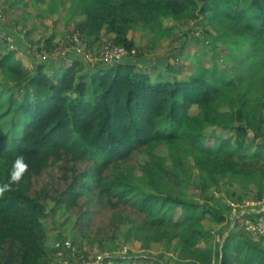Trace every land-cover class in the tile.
Here are the masks:
<instances>
[{
	"label": "trees",
	"instance_id": "16d2710c",
	"mask_svg": "<svg viewBox=\"0 0 264 264\" xmlns=\"http://www.w3.org/2000/svg\"><path fill=\"white\" fill-rule=\"evenodd\" d=\"M69 1L84 16L74 35L87 51L106 35L133 59L95 64L96 71L85 60L55 74L39 66L30 74L13 53L0 57L11 82H0V264H54L57 253L68 258L61 241L58 250L47 248L42 219L49 201L52 213L76 218L86 239L98 211L108 210L110 220L95 233L99 244L116 240L125 227L126 241L144 247L165 241L192 249L200 234L197 207L162 192L160 183L176 176L158 164L155 150L183 144L201 172L264 179L258 155L244 157L250 145L264 147V0ZM234 5L241 7L229 14ZM198 7L228 27L239 49L232 62L239 77L214 65L186 80H154L135 65L143 58L130 37L135 26L164 17L191 20ZM51 44L46 40L47 51ZM194 107L201 117L191 115ZM213 126L233 128L235 137L208 147L202 130ZM141 156L150 161L139 165ZM138 170L150 177L149 190L135 182ZM177 207L185 209L184 219L175 218ZM250 221L264 223V214ZM240 225L218 250L217 264L233 258L264 264V236L255 240L254 231Z\"/></svg>",
	"mask_w": 264,
	"mask_h": 264
},
{
	"label": "rangeland",
	"instance_id": "374dc122",
	"mask_svg": "<svg viewBox=\"0 0 264 264\" xmlns=\"http://www.w3.org/2000/svg\"><path fill=\"white\" fill-rule=\"evenodd\" d=\"M240 7L241 5H234L229 14H234ZM200 10L198 7L194 11L195 18L184 22L164 17L149 20L146 27H141L140 24L135 26L130 37L143 56L142 59L135 60V65H139L154 80L160 77H166L169 81L175 78L186 80L197 74L200 67L209 68L214 65L228 72L230 77H239L241 72L233 69L232 63L237 62L233 56L236 52L239 53V49H234L229 41L228 27L206 18L199 13ZM83 19L80 10L71 5L69 0H0V57L13 53L15 59L30 74L36 73L39 66L50 70L53 60L62 57L63 50L54 43L48 51L45 50L46 38L51 32L54 33L51 35L53 39L54 35H64L69 30L67 35L73 39L75 26L70 29L67 27ZM14 35L25 36V43L29 48L22 50L21 45L18 47L13 40ZM39 35L42 36L41 40L34 41ZM109 38L102 36L91 51L94 56H99L101 48L110 42ZM241 47L244 48L242 44L239 48ZM132 59L127 56L123 64ZM95 64L97 63L91 61L87 63L92 67ZM98 69L100 68L95 67L93 71ZM0 82L11 83L1 70ZM191 115L201 117L202 111L194 107ZM202 132L204 144L213 149H217L218 143L224 139L235 137L233 128L213 126L206 127ZM155 154L158 156V164L168 168L176 176L172 181L160 183L162 192L194 203L197 207L198 219L195 224L200 232L198 244L186 250H181L177 242L165 241L144 247L140 242L126 241L125 227L121 228L116 240L99 244L100 238L95 233L110 220L111 213L108 210L98 211L92 219L93 225L89 227L90 238L86 239L80 236L75 225L76 218L65 211L52 213L54 203L49 201L46 215L42 219L48 235L47 248L53 252L63 243L68 251V258L57 253L52 259L54 264H90L89 262L99 259L106 261L103 264H217V252L228 236L235 232L237 222L241 224L240 230L244 225L249 231H254L255 240L264 236V223L259 221L252 225L250 221L252 217L264 214L263 178L241 177L234 172L217 175L201 172L195 165L196 156L183 144L176 147L160 146ZM254 155H258L264 165V147L250 145L244 157L248 159ZM236 160L241 161L238 157ZM149 161L148 156L138 158L139 165L142 166ZM135 182L150 189L151 179L142 170L135 172ZM173 213L176 219L186 217V211L181 207L175 208ZM243 218L246 220L242 221ZM254 219L262 220L258 217ZM210 251L212 255H209ZM230 264H242L241 259L233 258Z\"/></svg>",
	"mask_w": 264,
	"mask_h": 264
},
{
	"label": "crops",
	"instance_id": "0c3cea01",
	"mask_svg": "<svg viewBox=\"0 0 264 264\" xmlns=\"http://www.w3.org/2000/svg\"><path fill=\"white\" fill-rule=\"evenodd\" d=\"M77 23H78V21L74 22V25H72L71 27H67V28H69V29L73 28V26H75ZM63 29H65V28H63ZM65 32H66V34H64V35H54L53 39H52V43H54V45H56V46L57 45L61 46L62 50H63L62 51V57H60L58 60L54 59L53 62H52L53 66L51 65L52 67H51L50 71L53 74L57 73L58 71H60V70H62L64 68H68L74 62L84 61L83 52L78 50L73 45V42H74V39H75L76 35L73 36L74 39H72V38L70 39L69 38V34L67 35L69 30H67ZM52 33L53 32H51L50 34L52 35ZM51 35L48 36L46 38V40H48L49 38L51 39ZM41 38H42V36L39 35L38 37H35L34 41H40ZM13 40L17 43L18 47H19V45L22 46V48H23L22 50H27L29 48V45L25 43V40H26L25 36L19 37L17 35H14L13 36ZM30 41H31V38H30ZM96 46L97 45H95V47ZM44 49L46 50V47ZM85 49H87L86 46H85ZM86 63H88V62H86ZM89 66L90 65H87L88 68H89Z\"/></svg>",
	"mask_w": 264,
	"mask_h": 264
},
{
	"label": "built area",
	"instance_id": "2783aa9c",
	"mask_svg": "<svg viewBox=\"0 0 264 264\" xmlns=\"http://www.w3.org/2000/svg\"><path fill=\"white\" fill-rule=\"evenodd\" d=\"M74 39V38H73ZM73 45L80 51L83 52L84 60L87 62H94V63H101L103 65L112 66L114 64H118L124 61L127 57V51L112 42L105 44L101 50L99 51V56H94L91 51H87L85 46L82 45L81 41L79 40L78 35L75 36ZM104 261V260H103ZM102 260H93L89 262L90 264H102Z\"/></svg>",
	"mask_w": 264,
	"mask_h": 264
}]
</instances>
